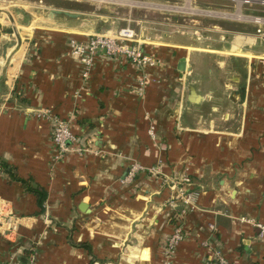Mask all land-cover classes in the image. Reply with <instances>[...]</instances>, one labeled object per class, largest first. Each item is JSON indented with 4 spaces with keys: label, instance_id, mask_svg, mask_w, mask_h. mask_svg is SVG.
<instances>
[{
    "label": "crops",
    "instance_id": "crops-1",
    "mask_svg": "<svg viewBox=\"0 0 264 264\" xmlns=\"http://www.w3.org/2000/svg\"><path fill=\"white\" fill-rule=\"evenodd\" d=\"M119 1L0 0V159L48 193L42 211L0 170V211L20 218L16 231L0 226V264H26L33 250L36 264H166L179 223L170 264H217L202 240L232 264H264V239L242 221L264 223V24L207 26L160 9L171 0ZM127 24L160 60L142 95L134 65L104 51L84 87L70 39ZM42 108L71 123L64 159ZM133 163L144 168L128 180ZM185 172L199 196L180 217L164 179Z\"/></svg>",
    "mask_w": 264,
    "mask_h": 264
},
{
    "label": "built area",
    "instance_id": "built-area-1",
    "mask_svg": "<svg viewBox=\"0 0 264 264\" xmlns=\"http://www.w3.org/2000/svg\"><path fill=\"white\" fill-rule=\"evenodd\" d=\"M241 1L246 2L247 0ZM237 10H239L240 18H249V21H253L257 24H264V16L247 15L241 11L240 4ZM258 32H261V29H258ZM147 39V36H143L132 25L127 24L112 33L93 34L87 40L71 38L69 41L68 55L77 58L81 63V79L84 87L88 84L95 63V57L99 52L104 51L109 57H125L138 70L137 92L139 95H142L149 83V73L146 71L147 67H155L160 63V60L156 56L147 52L145 48ZM39 116L52 122L54 157L58 160L64 159L66 155L72 151V144L76 141L70 121L55 115L48 108H42L39 112ZM149 133L153 138L156 137L155 126L153 124L149 128ZM143 168L144 167L139 163H133L129 168L126 178L132 180L136 173L139 170H143ZM149 171L154 175L160 172L158 167H151ZM164 181L172 189L169 204L174 209H180V217L195 209L199 195L196 191L189 189L192 184V179L186 172L180 173L177 176L166 177ZM242 221L252 223V225L257 228L258 237L264 239V223L247 217H242ZM19 224L20 218L13 216V214L5 215L0 211V226L2 228L8 229L9 231H16ZM210 227L212 229L215 228L213 224H211ZM184 236L183 224L179 223L166 239L162 249L166 264L171 263L172 257L178 245L183 241ZM201 245L208 249L210 259L216 261L217 264H232L220 249L214 248L207 240H202ZM33 251L34 252L29 256L26 264H36L37 251ZM7 264H11V262Z\"/></svg>",
    "mask_w": 264,
    "mask_h": 264
},
{
    "label": "rangeland",
    "instance_id": "rangeland-1",
    "mask_svg": "<svg viewBox=\"0 0 264 264\" xmlns=\"http://www.w3.org/2000/svg\"><path fill=\"white\" fill-rule=\"evenodd\" d=\"M217 1L215 2L214 0H171L169 3H163V4H167V6H169L168 8L165 7L160 9L167 12H176V10L178 9L177 10L178 13H183L186 15H193L195 17H198L207 26H212L211 24H215L219 22H221L223 26H227L230 28H233V26L242 25L243 23L247 24L248 26L252 25L250 24L251 22H249L250 20L249 18L243 20L240 17L238 18L239 10H237L236 8L235 1L232 0H217ZM176 2H179V4H176ZM251 2L253 1L247 2L248 4L244 6L245 9L243 12L246 13L247 15L262 14L263 12H261L262 11L261 9H264V5L257 4L255 1L254 3ZM176 6L179 7L180 9L176 8ZM170 7L171 9H169ZM194 8L198 9L200 12H196L198 10L195 11ZM212 11H213L212 14L209 13ZM207 12L208 14H206ZM199 13L201 14L199 15Z\"/></svg>",
    "mask_w": 264,
    "mask_h": 264
},
{
    "label": "trees",
    "instance_id": "trees-1",
    "mask_svg": "<svg viewBox=\"0 0 264 264\" xmlns=\"http://www.w3.org/2000/svg\"><path fill=\"white\" fill-rule=\"evenodd\" d=\"M0 170L3 171L6 175H8L10 180L21 182L26 192L32 193L36 196L38 205L40 206L41 210H45V204L47 201L48 193L42 186L34 183L32 179H25L20 177L14 167L9 165L5 161H2L1 159ZM77 245L87 246L85 243H77Z\"/></svg>",
    "mask_w": 264,
    "mask_h": 264
},
{
    "label": "bare ground",
    "instance_id": "bare-ground-1",
    "mask_svg": "<svg viewBox=\"0 0 264 264\" xmlns=\"http://www.w3.org/2000/svg\"><path fill=\"white\" fill-rule=\"evenodd\" d=\"M119 1V0H118ZM120 1H122V0H120ZM119 1V2H120ZM129 1V0H128ZM124 2V1H123ZM132 2V1H131ZM136 2V1H135ZM114 3V2H113ZM121 4V3H120ZM131 4V3H130ZM140 4V3H139ZM164 8V7H163ZM168 8V7H167ZM176 8H178V7H176ZM169 9H171V7L169 8ZM180 9V8H179ZM184 9V8H183ZM178 10V9H177ZM196 11V10H195ZM197 12V11H196ZM200 12V11H199ZM204 13V12H203ZM209 13H213V12H209ZM205 14V13H204ZM206 14H208V12L206 13ZM215 14V13H214ZM217 14V13H216ZM238 18H239V16H238ZM243 20V19H242Z\"/></svg>",
    "mask_w": 264,
    "mask_h": 264
}]
</instances>
